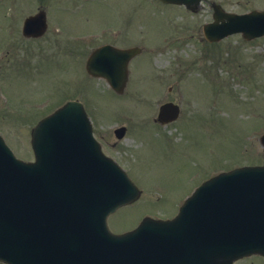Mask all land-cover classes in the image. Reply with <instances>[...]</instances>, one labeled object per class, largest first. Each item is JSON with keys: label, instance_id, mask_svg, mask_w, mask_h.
Instances as JSON below:
<instances>
[{"label": "rangeland", "instance_id": "obj_1", "mask_svg": "<svg viewBox=\"0 0 264 264\" xmlns=\"http://www.w3.org/2000/svg\"><path fill=\"white\" fill-rule=\"evenodd\" d=\"M220 1L229 12L248 10L244 0ZM40 9L49 31L25 39L23 20ZM211 16L208 5L193 14L155 0H0V134L19 158L33 160L32 129L70 98L83 101L96 131L111 139L115 127L129 125L113 154L145 197L114 215L115 232L144 214L171 216L201 178L264 165V38L212 44L202 31ZM106 43L143 49L121 96L85 72L91 51ZM170 101L181 116L171 125L154 123Z\"/></svg>", "mask_w": 264, "mask_h": 264}, {"label": "water", "instance_id": "obj_2", "mask_svg": "<svg viewBox=\"0 0 264 264\" xmlns=\"http://www.w3.org/2000/svg\"><path fill=\"white\" fill-rule=\"evenodd\" d=\"M163 1L185 3L189 7L200 2ZM222 17H226L225 25L214 23L206 27L209 40L218 39L219 34L238 32H242L246 39L264 35V13ZM43 23L44 17L27 20L26 32L34 24L41 30ZM137 53V49L122 53L111 47L101 48L89 60L88 71L94 76L107 78L116 91L122 92L127 82L128 62ZM165 112L171 113V119L178 115L176 107L166 105L161 108V121L165 120ZM71 130L76 133L87 131L85 138L81 135L84 140L91 134L89 121L79 103H68L39 123L33 132L35 150L39 139L45 138L46 131L66 133L56 137L69 139ZM83 144V140L75 143L73 154ZM42 154L45 155L43 162L39 156L36 163L24 164L15 159L0 138V258L11 257L17 264H36L33 243L39 244L41 240L37 236L42 234L50 237L43 242L45 247L41 250L57 249L59 254H65L64 258L60 256L58 264H165V240L162 236L169 228L182 226L186 219L191 224L197 222L202 243L209 244L202 249L203 264H232L244 256H264V167L237 169L205 183L196 195L214 198L201 200L196 197L172 222L146 219L135 231L114 235L107 226L108 216L119 207L134 202L140 195L124 171L106 159H101L105 165L100 173L91 167L77 169L74 177L83 182L74 184V196L66 199L58 197L55 188L61 183L58 180L72 177L71 168L67 167L72 157L56 156L48 153L45 147ZM38 185L41 192L37 190L40 189ZM230 205L231 209L235 206V213L229 212ZM62 219L69 220L67 229L59 230L64 246L56 244L54 238L55 228L61 227ZM7 242L11 244L7 245ZM67 243L69 247H66ZM12 251H18V254L12 257ZM50 261L51 257H45L43 264H51Z\"/></svg>", "mask_w": 264, "mask_h": 264}, {"label": "flooded vegetation", "instance_id": "obj_3", "mask_svg": "<svg viewBox=\"0 0 264 264\" xmlns=\"http://www.w3.org/2000/svg\"><path fill=\"white\" fill-rule=\"evenodd\" d=\"M219 4L221 7L224 8L225 4L223 2L220 1V3H217V0H202L201 1V8L205 7L206 5H208L211 9H214V7ZM244 4L246 5V7L248 9H264V0H244ZM166 6H176V5H166ZM200 8V9H201ZM213 16V14H212ZM114 136L115 132H113ZM94 136L97 139V141L100 143L103 151L108 154V155H112L113 152L115 151V149L117 148V146L123 141L121 140H117V139H111L110 135H104V133L102 131H94ZM113 138V137H112ZM0 264H4L2 262H0Z\"/></svg>", "mask_w": 264, "mask_h": 264}]
</instances>
